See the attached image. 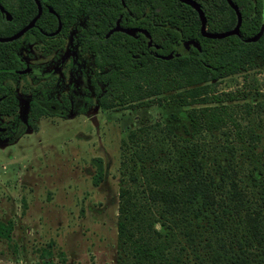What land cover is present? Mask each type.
Returning a JSON list of instances; mask_svg holds the SVG:
<instances>
[{"label": "trees", "instance_id": "16d2710c", "mask_svg": "<svg viewBox=\"0 0 264 264\" xmlns=\"http://www.w3.org/2000/svg\"><path fill=\"white\" fill-rule=\"evenodd\" d=\"M39 1L42 14L36 25L43 31L57 27L48 8L59 15L64 36L84 21L76 41L81 53L91 54L89 84L99 106L109 108L117 102L129 108L148 107L161 104L168 93L188 106L184 136L168 124H155L130 130L123 141L129 158L139 164V173L128 178L138 190L119 192V264H264V142L257 152L261 138L251 129L240 130L247 139L239 141L206 140L207 133L225 124L229 116L225 102L234 99L229 92L213 94L215 83L264 61V29L257 42L243 40L264 26V0H232L242 15L240 36L221 39L203 37L197 12L178 0ZM195 1L209 32L235 26L236 14L226 0ZM0 2L13 17L6 21L0 12L3 37L16 33L37 13L33 0ZM118 18L123 26L146 29L158 48L148 47L141 34L114 33L100 42L89 37L102 35ZM35 36L46 45L42 52L53 50L33 29L12 42H0V119H17L14 83L25 76L17 72L23 69L18 52ZM185 40L197 42L199 49L181 52L175 44ZM178 51L180 55L169 60L156 57ZM32 90L41 91V86ZM43 102H30L29 126L42 115L62 116L70 107L65 96L59 103L62 112ZM157 130L163 141L151 134Z\"/></svg>", "mask_w": 264, "mask_h": 264}, {"label": "rangeland", "instance_id": "374dc122", "mask_svg": "<svg viewBox=\"0 0 264 264\" xmlns=\"http://www.w3.org/2000/svg\"><path fill=\"white\" fill-rule=\"evenodd\" d=\"M18 55L28 71L14 83L17 119H0V127H8L0 132V264H119V192L138 190L128 178L139 173L123 141L130 130L155 124L184 136L188 106L168 93L161 104L129 108L111 102L103 108L88 85L91 61L76 48L46 53L24 43ZM38 85L41 91L33 92ZM214 90L234 99L225 102V124L206 140L239 141L247 139L240 130L251 129L261 138L260 153L264 61L219 80ZM63 96L70 104L64 115H42L28 125L32 100L62 112ZM151 134L163 141L158 130Z\"/></svg>", "mask_w": 264, "mask_h": 264}, {"label": "flooded vegetation", "instance_id": "af4514ba", "mask_svg": "<svg viewBox=\"0 0 264 264\" xmlns=\"http://www.w3.org/2000/svg\"><path fill=\"white\" fill-rule=\"evenodd\" d=\"M34 1V3L36 4V2H35V0H33ZM40 2V1H39ZM41 4V3H40ZM0 5L3 7V5L1 4V2H0ZM36 6H37V4H36ZM41 7H42V5H41ZM4 8V7H3ZM4 10L5 11H7L5 8H4ZM127 10V12H128V14H129V16H130V18H133V15H132V13L130 12V11H128V9H126ZM37 11H38V9H37ZM48 11L51 13V14H53L55 17H56V19H57V27L54 29V30H52V31H43L42 29H39V28H37V25H36V22H35V24H34V26L31 28V29H33L34 31H37V32H40V34L41 35H43L45 38H46V40H48V43L49 44H52V45H50L49 46V44H48V48H53V49H61V48H64L66 45L67 46H70V47H74V48H76L77 50H78V54L80 55V56H84V55H86V56H88V57H91V54L90 53H81L80 52V48H79V44L77 43V41H76V36H77V33L85 26L84 24H83V20L81 19V20H79L80 21V23L79 24H76V25H74L72 28H70L69 30H68V33H67V35L66 36H64L63 35V33H62V22H61V20H60V17H59V15L57 14V13H55V11L52 9V8H48ZM1 12V11H0ZM8 12V11H7ZM9 13V12H8ZM1 14H2V16H3V18L6 20V21H12V15L9 13V15H10V19H8L7 17H6V14L5 13H2L1 12ZM37 14V13H36ZM35 14V15H36ZM41 14H42V12H41ZM41 14H40V16H41ZM39 16V17H40ZM242 16V15H241ZM34 17V16H33ZM120 19L121 18H118L117 20H119V24H120V26L122 27V28H137V29H144V28H141V27H134V26H123V25H121V23H120ZM38 20V19H37ZM36 20V21H37ZM117 20H115L114 21V23L112 24V25H108V28H107V30H105L104 32H103V34L102 35H100V34H98L97 32L96 33H94V34H90L89 35V37L90 38H95V39H97L98 40V42H100V41H102V40H104V41H106L107 39H109L114 33H124V34H126L125 32H122V31H114V32H112V33H110L108 36H107V33L112 29V28H114L115 26H116V22H117ZM59 24H60V28H59V31L57 32V33H54L56 30H57V28H58V26H59ZM26 25V24H25ZM263 26V25H262ZM21 29V28H20ZM30 30V29H29ZM28 30V31H29ZM144 30H146V29H144ZM260 30V29H259ZM27 31V32H28ZM147 31V30H146ZM27 32H25V34L27 33ZM24 34V35H25ZM139 34H141V35H143V36H145L143 33H140V32H136L135 33V36H131V35H128V34H126V35H128V36H130V37H137ZM23 35V36H24ZM236 36H240V35H236ZM22 37V36H21ZM20 37V38H21ZM251 37V36H250ZM52 40H51V39ZM145 38H146V36H145ZM248 38V37H247ZM19 39V38H18ZM60 39H62V42L61 43H59V42H57V41H59ZM147 39V38H146ZM246 39V38H245ZM244 40V39H243ZM259 40V39H258ZM257 40V41H258ZM52 41H54V42H56V44L55 43H53ZM256 41V42H257ZM147 43H148V39H147ZM24 44V43H23ZM26 44H28V43H26ZM33 46L34 47H38V48H40L41 50H42V48H44L46 45H45V43L40 39V38H36V36L35 37H33ZM31 44V45H32ZM98 44H102V43H98ZM30 45V44H29ZM153 45V44H152ZM151 45V46H152ZM148 46V45H147ZM154 47L156 46V45H153ZM175 46H176V48H178V50H180L181 52H187L190 48H197V47H199L198 46V43L197 42H195V41H193V40H185V41H179V43H177V44H175ZM22 47V46H21ZM148 47H150V46H148ZM156 48V47H155ZM42 52V51H41ZM181 52H176L175 54H178V56L180 55V53ZM49 53V52H48ZM170 53H172L173 54V52H170ZM175 54H173V57L174 56H176ZM158 54H156V57H158L157 56ZM160 58V57H159ZM90 59V58H89ZM20 60H21V58H20ZM21 62L23 63V61L21 60ZM24 64V63H23ZM23 69H26V68H23ZM23 69H21V70H23ZM21 70H19V71H21ZM18 72V71H17ZM90 73H93V71H90ZM20 74V73H19ZM25 74V73H24ZM88 85L90 86V84H89V75H88ZM91 87V86H90ZM92 92H93V90H92ZM94 93V92H93ZM69 109H70V107H69ZM68 109V110H69ZM67 110V111H68ZM6 129H8V127H0V132H5V130Z\"/></svg>", "mask_w": 264, "mask_h": 264}, {"label": "water", "instance_id": "95a60500", "mask_svg": "<svg viewBox=\"0 0 264 264\" xmlns=\"http://www.w3.org/2000/svg\"><path fill=\"white\" fill-rule=\"evenodd\" d=\"M178 1L183 3V4L190 6L191 8H193L197 12L198 17L200 19V33L203 37L211 38V39H221V38H225V37L232 36V35H240L239 30H240V25L242 22V16H241V13H240L238 7L233 3L232 0H226V1H227L228 5L234 10V12L236 14V19H237L236 24L232 29H230L228 31H221V32H209L206 29L205 15H204L202 9L200 8V5L195 0H178ZM35 2L37 4V9H38L37 14L25 26H23L20 30H18L16 33H14L10 36H6V37H0V42H12L14 40H17L18 38L23 36L25 34V32H27L29 29H31L34 26L36 20L39 18L40 14L42 12V7H41L39 0H35ZM0 11L2 13H5L6 17L8 19H10L9 13L7 11H5L1 5H0ZM59 28H60V24L54 33H57L59 31ZM263 29H264V26H261L260 30L255 35L244 39V41L245 42H256L261 37ZM114 31H122V32H125L126 34L131 35V36H135L136 32L143 33L146 36V38L148 39L147 45L148 46L152 45L150 34L144 29L122 28L119 24V20H117L116 26L114 28H112L107 33V36ZM155 47L158 48L157 46H155ZM197 48L199 49V47H197ZM175 55L178 56V54H175ZM157 56L160 57L161 59L169 60L173 57V54L169 53L167 55H157ZM27 71H28L27 69H23L21 71H18V73L24 74Z\"/></svg>", "mask_w": 264, "mask_h": 264}]
</instances>
